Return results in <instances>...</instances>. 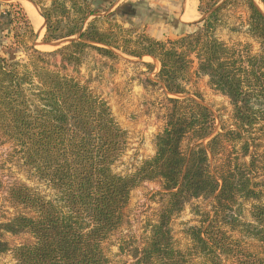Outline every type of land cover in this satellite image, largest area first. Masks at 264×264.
I'll return each mask as SVG.
<instances>
[{
  "label": "trees",
  "instance_id": "16d2710c",
  "mask_svg": "<svg viewBox=\"0 0 264 264\" xmlns=\"http://www.w3.org/2000/svg\"><path fill=\"white\" fill-rule=\"evenodd\" d=\"M220 1L199 0L198 9L210 12L193 22L195 30L165 40L144 32L132 36L84 0L37 2L43 41L69 39L51 51L27 43L34 29L23 9L10 4L11 45L27 56L12 61L0 54V132L51 195L20 182L8 186L5 199L21 211L0 221V254L9 252L15 264H110L103 242L123 223L131 190L159 180L162 206L142 246L132 249L131 264H189L190 253L174 245L170 222L199 198L211 201V212H201L199 224L185 230L197 254L208 264H222V258L264 264V193L258 188L264 180H255L264 178V9L257 3L264 8V0H240L248 8L246 32L258 43L256 51L216 36L222 9L237 0ZM104 18L110 23L106 28L99 25ZM87 49L113 59L119 52L156 59L157 80L174 95L185 94L184 81L195 64L194 74L206 76L209 86L227 97L231 127L214 132L207 106L192 97H168L154 153L129 173L115 172L113 165L127 148V130L103 97L50 67L54 56L63 67H76ZM185 139L190 144L182 148ZM239 200L252 201L249 220L239 219ZM234 230L240 238L228 233ZM3 233H28L33 241L11 247ZM247 239L256 243L255 250L243 245Z\"/></svg>",
  "mask_w": 264,
  "mask_h": 264
},
{
  "label": "rangeland",
  "instance_id": "374dc122",
  "mask_svg": "<svg viewBox=\"0 0 264 264\" xmlns=\"http://www.w3.org/2000/svg\"><path fill=\"white\" fill-rule=\"evenodd\" d=\"M2 2V5H0V26L9 23L12 27L10 4L22 8L25 12L22 7V0H3ZM257 3L263 10V6L259 2ZM196 6L197 15L195 19L189 21V31L187 33L193 32L196 28L193 22L206 14L198 9L199 0H197ZM38 10L41 14L39 7ZM107 12L99 10L100 15L110 16L112 23H118L124 28L132 30V36H134V32L136 34L144 32L149 35L146 31L148 27L146 21L128 23L124 18L112 17ZM248 14V8L244 2L237 0L228 3L220 13V23L215 31L216 36L228 45L248 43L251 45L252 51H256L259 47L258 43L246 32ZM44 24L43 20V25L35 27L34 36L35 31L38 30V35L40 32L38 40H43ZM109 24L105 18L99 23L102 28H106ZM40 28L42 30H39ZM34 36L27 43L40 51H51L63 45L34 46ZM177 37L172 38L167 35L164 38L156 39L165 40ZM11 42L12 40L8 35L0 32V54L6 53L8 59L12 61L25 60L27 56L25 51L11 45ZM118 54L119 57L113 59L104 57L93 49H87L82 62L76 67L72 65L63 67L60 56H54L49 60L52 69L74 77L87 85L93 93L103 97L110 106L116 120L127 130V148L113 165L115 172L120 174L129 173L134 170L141 160L150 157L154 153L153 139L164 126V116L169 105L168 97H192L207 106L214 116V132L221 131L223 127H231V105L227 97L213 90L209 86L206 76L194 74L195 64L184 81L185 94L174 95L167 94L157 80L156 74L159 70V62L156 59L150 56L136 58L121 52ZM146 63L151 64L152 68L147 67ZM188 144H190V141L185 139L182 148H185ZM245 160H248V157H245ZM216 163L217 161L211 162L212 166ZM255 180H264V178L259 177ZM14 182L24 183L46 196L51 195V191L25 169L13 144L0 132V221H5L13 214L21 211L19 208L11 206L5 199L6 189ZM258 188H262L264 193V186L260 185ZM159 191H162L159 180L145 181L131 190L129 203L124 210L123 223L103 242V248L110 264H131L133 261L130 256L132 249L142 246L143 240L148 235L149 225L155 221L162 206L161 196L157 194ZM239 202V219L241 221L249 220V208L252 201L239 200ZM193 206H196V209H193ZM195 211H198V213H195ZM204 211L211 212V201L201 198L193 199L170 222L174 245L177 249L190 253L189 264H208V261L200 257L193 249L191 239L185 232L187 227L199 224L200 214ZM228 233L233 238H240L241 236L235 230ZM2 240L11 247L33 241L28 233H3ZM242 241L245 247L252 250L256 249L254 241L250 239ZM0 264H15V261L11 254L6 252L0 254ZM222 264H231V262L222 258Z\"/></svg>",
  "mask_w": 264,
  "mask_h": 264
},
{
  "label": "crops",
  "instance_id": "0c3cea01",
  "mask_svg": "<svg viewBox=\"0 0 264 264\" xmlns=\"http://www.w3.org/2000/svg\"><path fill=\"white\" fill-rule=\"evenodd\" d=\"M3 0H0L2 5ZM39 8L48 6L51 0H31ZM92 7L100 11H108L112 17L124 18L128 23L136 21H146L148 23L147 33L155 38L177 37L189 31V21L195 19L197 15V0H84ZM8 3V2H5ZM25 3L30 4L39 14L38 25H43V17L38 8L31 2L22 0V7ZM28 15V13H27ZM29 17V15H28ZM41 18V20H40ZM30 23L35 30L34 23L29 17ZM188 21V22H184ZM141 23V22H140ZM11 27L9 23L0 26V32L10 37ZM42 30V28L40 29ZM40 35V32H39ZM41 46V45H40ZM125 129V128H124Z\"/></svg>",
  "mask_w": 264,
  "mask_h": 264
},
{
  "label": "water",
  "instance_id": "95a60500",
  "mask_svg": "<svg viewBox=\"0 0 264 264\" xmlns=\"http://www.w3.org/2000/svg\"><path fill=\"white\" fill-rule=\"evenodd\" d=\"M26 1H28V2H31L34 6H36L37 7V5L33 2V1H31V0H26ZM38 8V7H37ZM215 7H213L211 10H213ZM210 11H208L206 14H204V17L209 13ZM41 16H42V14H41ZM43 20H44V18H43ZM41 29V28H40ZM39 29V30H40ZM39 37V35H38V30L37 31H35V36H34V40H33V45L34 46H39V45H41V46H47V45H61V44H64L65 42H67L69 39H63V40H58V41H56V42H51V43H47V42H44L43 40H38L37 38Z\"/></svg>",
  "mask_w": 264,
  "mask_h": 264
},
{
  "label": "bare ground",
  "instance_id": "6f19581e",
  "mask_svg": "<svg viewBox=\"0 0 264 264\" xmlns=\"http://www.w3.org/2000/svg\"><path fill=\"white\" fill-rule=\"evenodd\" d=\"M24 7L26 8L27 10V13L29 15V17L31 18L32 22L34 23L35 26H37L38 24V19H39V14L37 13V11H35V9L30 5V4H27L25 3ZM41 20V18H40Z\"/></svg>",
  "mask_w": 264,
  "mask_h": 264
}]
</instances>
